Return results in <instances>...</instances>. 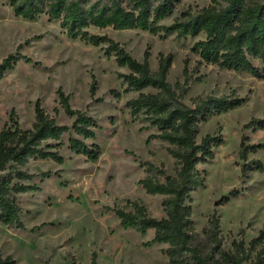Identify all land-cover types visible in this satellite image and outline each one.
I'll list each match as a JSON object with an SVG mask.
<instances>
[{
	"label": "rangeland",
	"instance_id": "1",
	"mask_svg": "<svg viewBox=\"0 0 264 264\" xmlns=\"http://www.w3.org/2000/svg\"><path fill=\"white\" fill-rule=\"evenodd\" d=\"M223 3L180 0L162 23L171 24L186 10L196 12ZM89 31L111 37L139 61L148 51L154 71L160 54L172 53L168 81L178 91L187 90L183 101L188 105L197 96L244 98L240 106L213 114L200 125L199 141L207 134L222 133L223 142L214 148V159L197 166L206 182L192 193V205L198 233L194 244L203 252L212 247L203 229L215 211L221 218L223 247L233 249L234 240H244L250 247L264 226V130L246 125L253 119L264 120V78L202 61L193 46L205 33L180 37L139 28L91 27ZM106 49L107 44L95 46L70 37L60 21L47 14L35 19L17 16L9 0H0V62L11 54L32 59L19 61L0 79V130L12 112L23 128H31L38 100L58 124L71 128L75 116L67 114L60 102L62 89L70 96L72 108L96 119V137L84 140L101 147L97 160H87L71 151L66 133L61 140L51 141L58 143L62 163L38 159L28 164L26 169L36 175L33 183L40 189L18 194L24 228L0 221V251L12 255L16 264H90L95 252L98 264H171L162 251L168 244L150 243L153 229L142 234L124 228L113 210H132L131 202L137 201L150 215L165 217L164 196L149 194L140 180L148 174L147 162L170 175H176V163L168 143L149 139L157 129L142 116L132 117L127 102L140 92L126 90L120 74L130 70L119 66ZM156 91L152 87L143 90ZM242 137H246V145H263L249 152L246 160L240 156ZM47 171L52 175L43 178L41 174ZM234 189L236 196L230 193ZM262 245L256 246L254 256Z\"/></svg>",
	"mask_w": 264,
	"mask_h": 264
},
{
	"label": "trees",
	"instance_id": "2",
	"mask_svg": "<svg viewBox=\"0 0 264 264\" xmlns=\"http://www.w3.org/2000/svg\"><path fill=\"white\" fill-rule=\"evenodd\" d=\"M223 1L221 5L206 6L196 12L186 10L171 24H164L162 22L173 14L180 0H9L17 16L35 19L47 14L50 19L59 20L70 37L95 46L107 44L106 54L114 55L119 66L129 68V74H120L126 90L140 93L128 100L127 106L133 118L142 116L157 129L158 132L151 134L149 139L158 138L168 143L167 150L175 159L176 175L167 174L163 167L147 162L148 174L140 180L149 194L164 196L165 217L150 215L146 206L137 201L131 202L132 210L125 207L113 210L124 228H134L142 234L153 229L155 234L150 243H167L168 247L162 251L171 264H264V226L250 241V247L245 246L244 240H234L233 249L227 250L223 247L221 218L216 211L203 229L212 244L210 251L205 253L194 244L198 233L193 219L192 193L206 182L197 166L214 159V148L223 142L222 133L207 134L199 141L200 125L213 114L240 106L244 98L197 96L192 98V105H188L183 101L187 90L178 91L168 81L172 53H161L158 69L154 71L148 51L144 60L139 61L119 42L107 35L93 34L89 29L139 28L153 34L176 33L180 37L205 33L206 37L193 46L202 61L264 78V0ZM21 60L32 61L31 57L22 54L4 58L0 62V79ZM148 87L157 91L143 92ZM59 97L66 113L75 116L71 128L58 124L38 100L31 128H23L16 113L12 112L0 130V221L7 226L24 228L18 194L40 189L33 183L36 175L26 169L28 164L38 159L64 161L57 150L58 143L55 145L51 141H59L69 133L72 152L91 161L100 157V145H89L84 140L96 137L99 127L96 119L72 108L70 96L62 89ZM251 125L264 130V120L253 119L246 126ZM245 141L246 137H242L240 156L243 160L248 158L249 152L263 147L261 144L246 145ZM258 167L262 168L261 165ZM51 175V171L41 174L43 178ZM230 193L236 196L238 191L234 189ZM259 243L263 245L254 256L252 253ZM0 264H16V259L0 251ZM90 264H98L96 252Z\"/></svg>",
	"mask_w": 264,
	"mask_h": 264
}]
</instances>
